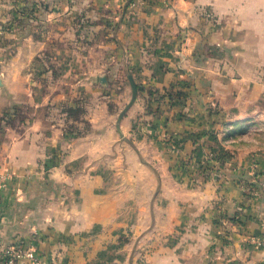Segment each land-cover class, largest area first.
<instances>
[{"label": "crops", "instance_id": "0c3cea01", "mask_svg": "<svg viewBox=\"0 0 264 264\" xmlns=\"http://www.w3.org/2000/svg\"><path fill=\"white\" fill-rule=\"evenodd\" d=\"M40 1L0 3V264H264V0Z\"/></svg>", "mask_w": 264, "mask_h": 264}, {"label": "built area", "instance_id": "2783aa9c", "mask_svg": "<svg viewBox=\"0 0 264 264\" xmlns=\"http://www.w3.org/2000/svg\"><path fill=\"white\" fill-rule=\"evenodd\" d=\"M141 2L144 0H140ZM4 182L0 183V197L4 188ZM245 193L254 196L257 192L264 197V179L255 178L244 184ZM4 262L6 264H19L23 260L29 261L31 264H66V262L58 257L50 259L43 258L39 255L32 245H26L24 241H20L13 245H9L4 249Z\"/></svg>", "mask_w": 264, "mask_h": 264}, {"label": "rangeland", "instance_id": "374dc122", "mask_svg": "<svg viewBox=\"0 0 264 264\" xmlns=\"http://www.w3.org/2000/svg\"><path fill=\"white\" fill-rule=\"evenodd\" d=\"M40 2V0H0V3L9 5L11 9L8 13L9 15L15 18H24L28 21L39 16ZM3 16L6 18L5 12Z\"/></svg>", "mask_w": 264, "mask_h": 264}, {"label": "trees", "instance_id": "16d2710c", "mask_svg": "<svg viewBox=\"0 0 264 264\" xmlns=\"http://www.w3.org/2000/svg\"><path fill=\"white\" fill-rule=\"evenodd\" d=\"M14 19L16 20V19H18V20H20V22L21 23H26V19H24V18H15L14 17ZM149 96L150 97H147V104H148V108H150V109H152V102H154V101H157V102H161V100H163V98H165V97H168L169 96V98H170V96H171V99H172V94H171V92H168V91H166L164 94H162L161 96H156V91H154V90H150L149 92ZM174 98V97H173ZM172 102V101H171ZM170 103V102H169ZM74 112L72 111V113L71 114H73Z\"/></svg>", "mask_w": 264, "mask_h": 264}, {"label": "water", "instance_id": "95a60500", "mask_svg": "<svg viewBox=\"0 0 264 264\" xmlns=\"http://www.w3.org/2000/svg\"><path fill=\"white\" fill-rule=\"evenodd\" d=\"M104 80V79H103ZM130 80L132 82L133 85V97H132V101L135 100L136 96H137V91H138V86L137 84L134 82V80L132 79V77H130ZM1 78H0V84H1Z\"/></svg>", "mask_w": 264, "mask_h": 264}]
</instances>
